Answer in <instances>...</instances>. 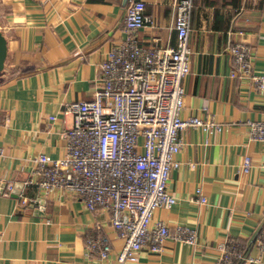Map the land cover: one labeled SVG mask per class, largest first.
<instances>
[{
	"label": "crops",
	"instance_id": "crops-1",
	"mask_svg": "<svg viewBox=\"0 0 264 264\" xmlns=\"http://www.w3.org/2000/svg\"><path fill=\"white\" fill-rule=\"evenodd\" d=\"M141 1L154 22L139 32L141 43L173 46L174 0ZM126 6V0H0V30L7 40L0 72V264L115 261L122 240L107 209L88 210L72 191L45 192L29 180L37 178L36 156H65L62 134L73 122L65 108L93 97L107 51L127 35ZM234 42L249 46L253 71L264 74V0H193L181 115L211 120L215 127L180 132V166L168 183L176 202L157 208L152 221L194 229L197 240L190 245L166 239L159 252L142 249L127 264H215L229 240L260 258L233 264H264L258 248L264 140L251 139L249 128L264 121V90L249 77L231 76ZM99 233L112 246L101 261L86 250L87 237Z\"/></svg>",
	"mask_w": 264,
	"mask_h": 264
},
{
	"label": "built area",
	"instance_id": "built-area-1",
	"mask_svg": "<svg viewBox=\"0 0 264 264\" xmlns=\"http://www.w3.org/2000/svg\"><path fill=\"white\" fill-rule=\"evenodd\" d=\"M126 1L127 35L107 51L93 97L70 102L65 108L73 118L62 134L67 140L65 156L39 154L32 171L37 178L29 180L45 192L72 191L88 210L107 209L111 226L122 240L113 264L134 261L142 249L159 252L169 238L196 244L194 229L184 225L171 228L163 220L152 221V217L157 208H170L176 202L168 183L172 170L180 166L176 158L182 146L180 132L189 126L207 131L215 127L211 120L181 115L183 80L190 71L193 0L173 2V46L141 43L139 32L152 27L153 18L145 12L143 1ZM229 50L231 76L249 77L264 90V74L253 71L249 46L234 42ZM249 128L251 139L264 140V121L250 122ZM250 163L246 157L245 171ZM12 188L8 186V190ZM200 200L205 201L203 196ZM258 248L264 253V229L258 233ZM86 250L99 261L108 258L112 252L109 237L89 235ZM248 255L229 240L215 264L260 260Z\"/></svg>",
	"mask_w": 264,
	"mask_h": 264
},
{
	"label": "water",
	"instance_id": "water-1",
	"mask_svg": "<svg viewBox=\"0 0 264 264\" xmlns=\"http://www.w3.org/2000/svg\"><path fill=\"white\" fill-rule=\"evenodd\" d=\"M7 57V40L0 30V72L5 68V60Z\"/></svg>",
	"mask_w": 264,
	"mask_h": 264
}]
</instances>
